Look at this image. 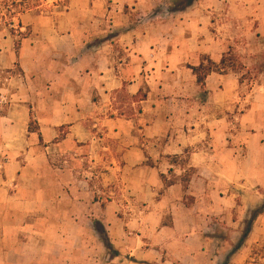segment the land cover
Here are the masks:
<instances>
[{
    "label": "crops",
    "instance_id": "1",
    "mask_svg": "<svg viewBox=\"0 0 264 264\" xmlns=\"http://www.w3.org/2000/svg\"><path fill=\"white\" fill-rule=\"evenodd\" d=\"M220 1L0 0V264H85L92 220L125 264H264V81L195 72L236 44L220 6L259 41L264 0Z\"/></svg>",
    "mask_w": 264,
    "mask_h": 264
},
{
    "label": "rangeland",
    "instance_id": "2",
    "mask_svg": "<svg viewBox=\"0 0 264 264\" xmlns=\"http://www.w3.org/2000/svg\"><path fill=\"white\" fill-rule=\"evenodd\" d=\"M174 0L172 9L174 7ZM239 4H243V6H251L255 2V0H237ZM200 2V0H198ZM207 2V0H205ZM6 3H9L8 1ZM220 3H228V0H221ZM220 6L219 11L215 14V17L213 18L215 22L214 27V33L218 35H226L228 37H231V39L235 40V46H230L229 52L226 56V64L224 68L228 70V72L234 70L240 75V79L243 78L249 85L255 84V82H263L264 81V36L259 39L260 44H257L259 41L257 40V34H258V23L257 17H254L251 14L252 12L247 11L244 12L242 18H238L233 15V13L229 16L228 15V9ZM12 15V14H11ZM9 15V22L11 24H8V27L13 30L12 27V16ZM4 18V17H3ZM263 20V19H262ZM261 35V34H260ZM257 41V42H256ZM221 66L215 65L211 62H206L201 68L198 69L197 75L199 78H205L209 71H220ZM50 161H52L53 166H60L61 162L67 158L65 156H49ZM86 167H89V164H86ZM96 173L102 174L101 170L97 169ZM101 179V177H100ZM101 185V184H100ZM101 187H103L101 185ZM104 189V188H102ZM100 197L101 200H104V206L107 203L108 197L104 196V194L100 193L95 195V200H99ZM4 208H1V211H3ZM89 211H92V208H89ZM120 210H118V213ZM105 212V210H102V214ZM121 216V214H120ZM123 217V216H122ZM3 225H6L5 227H11L8 226L9 224H12V220H0ZM59 221L56 220H35L32 221V225H35L38 232L40 233L48 231L49 229L53 228L55 229L58 227L57 225ZM20 223V222H18ZM85 227L90 229L94 228L97 233L100 236V241L96 240V236H85V252H84V262L85 264H125L126 262V256L123 255V257H120L118 259H114V256L116 252L111 249V251L106 247V242L104 240H109V236L107 234V224L103 223V220L101 222L97 221H86ZM47 236V237H46ZM45 237L49 241L48 245L51 248L50 256L56 258L58 255H60V252L58 249L63 246L64 244V250L62 251L60 258L63 256H66V250L68 247H71V244L69 240L66 238L56 237V236H49L46 235ZM103 239V240H102ZM59 240V242H57ZM110 241V240H109ZM98 245V246H97ZM80 255V254H79Z\"/></svg>",
    "mask_w": 264,
    "mask_h": 264
},
{
    "label": "trees",
    "instance_id": "3",
    "mask_svg": "<svg viewBox=\"0 0 264 264\" xmlns=\"http://www.w3.org/2000/svg\"><path fill=\"white\" fill-rule=\"evenodd\" d=\"M198 2V0H178L175 1L174 3V7L172 9L173 12H185L187 11L189 8H192L196 3ZM226 64V57L223 58L222 62H221V70L225 73L228 72V70L226 68H224ZM198 69H195V72L197 73ZM234 71V70H233ZM211 72V71H209ZM208 72V73H209ZM199 83L200 84H204V78H199ZM243 81V80H242ZM146 96L142 95V93H140L138 96L131 98L133 101H139L144 99ZM264 212V205L262 207H260L259 209H257L256 211H254V215H257L259 213H263ZM252 225L250 224L248 229L246 230V232L244 233L243 239L245 240L246 238H248V234L251 230ZM103 240V239H102ZM104 242H106V247L111 251L112 245L110 243V241L108 240H104ZM243 242V241H242ZM118 253L116 252L115 256H117ZM114 256V257H115ZM229 262L227 261L224 264H228Z\"/></svg>",
    "mask_w": 264,
    "mask_h": 264
}]
</instances>
